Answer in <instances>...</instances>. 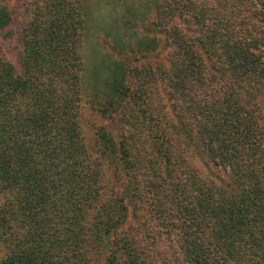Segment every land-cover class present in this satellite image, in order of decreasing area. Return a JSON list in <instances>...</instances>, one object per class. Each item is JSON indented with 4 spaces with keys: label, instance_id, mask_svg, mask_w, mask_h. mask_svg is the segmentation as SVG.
I'll list each match as a JSON object with an SVG mask.
<instances>
[{
    "label": "trees",
    "instance_id": "obj_1",
    "mask_svg": "<svg viewBox=\"0 0 264 264\" xmlns=\"http://www.w3.org/2000/svg\"><path fill=\"white\" fill-rule=\"evenodd\" d=\"M97 1L29 0L0 48V264H264V0H105L124 56L89 79Z\"/></svg>",
    "mask_w": 264,
    "mask_h": 264
},
{
    "label": "rangeland",
    "instance_id": "obj_2",
    "mask_svg": "<svg viewBox=\"0 0 264 264\" xmlns=\"http://www.w3.org/2000/svg\"><path fill=\"white\" fill-rule=\"evenodd\" d=\"M8 7L13 9V22L12 25L7 28L5 34V39H3L2 45L0 48L2 53H5L8 60H10L15 65L18 64V54L21 51V35L23 28L25 27L27 21L31 17L30 13V5L29 0H9ZM92 14L90 15V26L88 28L87 39L85 44L82 47V54L85 55L87 72H85L87 78H91V67L90 63L92 62H101L105 61L108 63V60H118L120 54L124 56L122 50H118L117 47L114 46L112 37L106 34L101 27L106 24L109 20V15L111 13L110 7L106 6L105 0L97 1V4L92 6ZM120 9V8H119ZM118 8L113 9V14L119 12ZM10 33V34H9ZM0 36V38L2 37ZM130 41L132 44L135 43L136 39L130 34ZM114 46V48L112 47ZM125 56L129 55V52H124ZM167 52H164V55ZM103 71L106 69L105 66L99 65ZM126 69L130 72L131 68L128 64H126ZM260 114L261 120L260 123L264 124V104L260 106ZM109 123V120L103 119L101 115H99L92 107L86 102V99H83L80 108H79V124L81 127V134L84 145L86 147L87 152L90 154L92 158L97 156L96 153V129L101 126H106ZM192 163L194 167L198 168L201 173H205L208 168L206 163L198 158H194ZM102 258L96 257L92 264H102Z\"/></svg>",
    "mask_w": 264,
    "mask_h": 264
}]
</instances>
